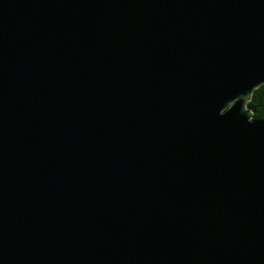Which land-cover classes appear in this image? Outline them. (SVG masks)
I'll list each match as a JSON object with an SVG mask.
<instances>
[{"label": "water", "instance_id": "1", "mask_svg": "<svg viewBox=\"0 0 264 264\" xmlns=\"http://www.w3.org/2000/svg\"><path fill=\"white\" fill-rule=\"evenodd\" d=\"M264 0H0V264H264Z\"/></svg>", "mask_w": 264, "mask_h": 264}, {"label": "trees", "instance_id": "2", "mask_svg": "<svg viewBox=\"0 0 264 264\" xmlns=\"http://www.w3.org/2000/svg\"><path fill=\"white\" fill-rule=\"evenodd\" d=\"M248 107L252 109L254 119H264V85H261L254 91L248 103Z\"/></svg>", "mask_w": 264, "mask_h": 264}]
</instances>
